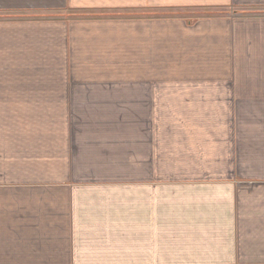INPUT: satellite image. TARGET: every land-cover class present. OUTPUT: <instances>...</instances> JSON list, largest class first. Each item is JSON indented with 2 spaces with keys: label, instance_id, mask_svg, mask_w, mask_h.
I'll use <instances>...</instances> for the list:
<instances>
[{
  "label": "crops",
  "instance_id": "1",
  "mask_svg": "<svg viewBox=\"0 0 264 264\" xmlns=\"http://www.w3.org/2000/svg\"><path fill=\"white\" fill-rule=\"evenodd\" d=\"M0 264H264V0H0Z\"/></svg>",
  "mask_w": 264,
  "mask_h": 264
},
{
  "label": "rangeland",
  "instance_id": "2",
  "mask_svg": "<svg viewBox=\"0 0 264 264\" xmlns=\"http://www.w3.org/2000/svg\"><path fill=\"white\" fill-rule=\"evenodd\" d=\"M199 14H201V13H199ZM193 15V14H192ZM195 15V14H194ZM240 240H241V236H240Z\"/></svg>",
  "mask_w": 264,
  "mask_h": 264
}]
</instances>
